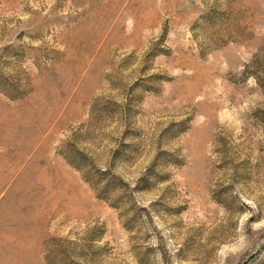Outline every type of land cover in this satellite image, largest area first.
Segmentation results:
<instances>
[{"label":"rangeland","instance_id":"1","mask_svg":"<svg viewBox=\"0 0 264 264\" xmlns=\"http://www.w3.org/2000/svg\"><path fill=\"white\" fill-rule=\"evenodd\" d=\"M0 264H264V0H0Z\"/></svg>","mask_w":264,"mask_h":264}]
</instances>
